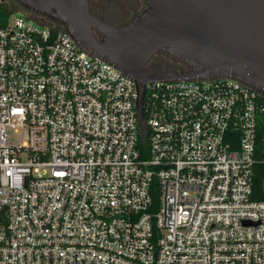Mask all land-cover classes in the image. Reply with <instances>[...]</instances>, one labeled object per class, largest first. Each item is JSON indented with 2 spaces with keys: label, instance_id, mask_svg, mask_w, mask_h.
I'll return each mask as SVG.
<instances>
[{
  "label": "built area",
  "instance_id": "2783aa9c",
  "mask_svg": "<svg viewBox=\"0 0 264 264\" xmlns=\"http://www.w3.org/2000/svg\"><path fill=\"white\" fill-rule=\"evenodd\" d=\"M63 31L0 0V264H264V97L177 78L136 110Z\"/></svg>",
  "mask_w": 264,
  "mask_h": 264
},
{
  "label": "water",
  "instance_id": "95a60500",
  "mask_svg": "<svg viewBox=\"0 0 264 264\" xmlns=\"http://www.w3.org/2000/svg\"><path fill=\"white\" fill-rule=\"evenodd\" d=\"M12 1L62 27L84 52L133 78L136 110L138 88L143 87V105L147 82L177 78H230L264 97V0H142V10L121 24L101 19L89 0ZM158 52L187 69L148 72L146 64ZM140 113L143 117V107Z\"/></svg>",
  "mask_w": 264,
  "mask_h": 264
},
{
  "label": "flooded vegetation",
  "instance_id": "af4514ba",
  "mask_svg": "<svg viewBox=\"0 0 264 264\" xmlns=\"http://www.w3.org/2000/svg\"><path fill=\"white\" fill-rule=\"evenodd\" d=\"M89 8L94 10L98 16L104 21L111 24H121L129 20L133 15L139 13V11L132 10V8L126 5L122 11L115 5L112 4V0H89ZM128 17L126 13H130ZM47 19V18H46ZM100 36L99 33H97ZM187 67L175 60L173 57L168 56L162 52H158L149 60L146 64V70L148 72L160 71V70H172V71H183Z\"/></svg>",
  "mask_w": 264,
  "mask_h": 264
},
{
  "label": "trees",
  "instance_id": "16d2710c",
  "mask_svg": "<svg viewBox=\"0 0 264 264\" xmlns=\"http://www.w3.org/2000/svg\"><path fill=\"white\" fill-rule=\"evenodd\" d=\"M263 180H264V163L258 161L255 163L253 167V186H252V197L256 200H264ZM153 196L157 198L156 191H154Z\"/></svg>",
  "mask_w": 264,
  "mask_h": 264
},
{
  "label": "rangeland",
  "instance_id": "374dc122",
  "mask_svg": "<svg viewBox=\"0 0 264 264\" xmlns=\"http://www.w3.org/2000/svg\"><path fill=\"white\" fill-rule=\"evenodd\" d=\"M112 4L117 6L121 11L122 9L129 4V6L132 8V10H141L144 7V3L142 2V0H112ZM126 16L124 17H128L131 15L130 13H126ZM31 22H33L34 24H36L32 19H29Z\"/></svg>",
  "mask_w": 264,
  "mask_h": 264
}]
</instances>
